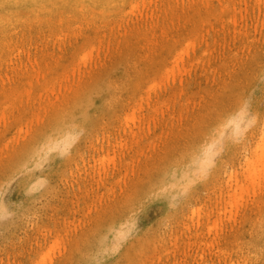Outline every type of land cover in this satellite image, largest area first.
<instances>
[{"label":"rangeland","instance_id":"1","mask_svg":"<svg viewBox=\"0 0 264 264\" xmlns=\"http://www.w3.org/2000/svg\"><path fill=\"white\" fill-rule=\"evenodd\" d=\"M263 139L264 0H0V264H264Z\"/></svg>","mask_w":264,"mask_h":264},{"label":"bare ground","instance_id":"2","mask_svg":"<svg viewBox=\"0 0 264 264\" xmlns=\"http://www.w3.org/2000/svg\"><path fill=\"white\" fill-rule=\"evenodd\" d=\"M263 141H264V139H263ZM263 143H264V142H263ZM263 146H264V145H263ZM263 146H262V148H263ZM261 151H263V150H261ZM263 152H264V151H263ZM260 153H261V152H260ZM259 155H260V154H259ZM259 155H258V156H259ZM261 156L264 157V153H263L262 155H260V157H261ZM208 157H209V155H208ZM262 157H261V159H262ZM203 159H204V158H203ZM203 159H202V162H201V163H204L205 161H207V155H206V158L204 159V161H203ZM261 159L258 158V160H261ZM199 160H200V159H199ZM256 161H257V160H256ZM261 161H262V160H261ZM207 162H208V161H207ZM201 163H200V164H201ZM253 163H254V161H253ZM204 164H205V163H204ZM178 167H179V166H178ZM178 167H177V168H178ZM180 167H181V166H180ZM184 167H185V166H184ZM184 167H182V168H184ZM188 168H189V167H188ZM188 168H187V170H189ZM256 168H257V166L255 165V169H254V168L251 169V170L253 171L252 174L254 173V175H255L256 172H257V171H255ZM191 169H192V168H191ZM187 170H186V171H187ZM181 171H184V169L181 170ZM186 171H185V173H186ZM190 171H191V170H190ZM175 172H177V171H175ZM175 172H174V173H175ZM188 172H189V171H188ZM175 174H176V173H175ZM177 174H178V173H177ZM177 174H176V175H177ZM181 174H184V173H181ZM174 176H175V175H174ZM181 177H182V176H181ZM185 177L187 178V177H189V176L186 175ZM176 178H178V177H176ZM183 178H184V176L182 177V180H183ZM172 179H173V178H172ZM184 179H185V178H184ZM182 180H181V181H182ZM172 181H173V180H172ZM181 181L179 180V182H181ZM184 182H185V181H184ZM177 183H178V182H177ZM177 183H176V184H177ZM183 184H184V183H183ZM173 185H174V184H173ZM173 185H172V186H173ZM180 185H181V184H180ZM172 190H174V189H172ZM176 191H177V190H176ZM168 193H169V192H168ZM122 231H123V230H122ZM100 248H101V247H100ZM102 248H103V247H102ZM102 248H101V249H102ZM98 251H99V249L97 250V252H98Z\"/></svg>","mask_w":264,"mask_h":264}]
</instances>
